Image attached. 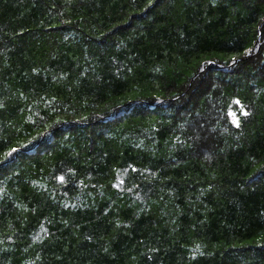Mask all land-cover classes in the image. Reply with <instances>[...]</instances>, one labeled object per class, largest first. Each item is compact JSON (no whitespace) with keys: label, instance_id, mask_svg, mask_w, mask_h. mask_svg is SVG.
I'll use <instances>...</instances> for the list:
<instances>
[{"label":"trees","instance_id":"obj_1","mask_svg":"<svg viewBox=\"0 0 264 264\" xmlns=\"http://www.w3.org/2000/svg\"><path fill=\"white\" fill-rule=\"evenodd\" d=\"M0 264H264V0H0Z\"/></svg>","mask_w":264,"mask_h":264},{"label":"snow or ice","instance_id":"obj_2","mask_svg":"<svg viewBox=\"0 0 264 264\" xmlns=\"http://www.w3.org/2000/svg\"><path fill=\"white\" fill-rule=\"evenodd\" d=\"M247 51L250 52L251 50H247ZM232 59H233V61H235L236 58L233 57ZM237 102H239V101H237ZM248 114H249L248 112H244V115H248ZM237 126H239L238 122H237ZM11 151L14 152V151H16V149L13 148ZM10 154H11V153H6V156H7V155H10ZM60 179L63 180L64 177H60ZM199 247H200L199 245L196 246L197 249H199ZM105 251H107V249H105ZM200 254L203 255V252H201ZM193 255L195 256V253H193Z\"/></svg>","mask_w":264,"mask_h":264}]
</instances>
